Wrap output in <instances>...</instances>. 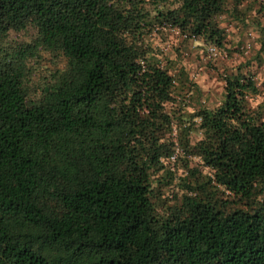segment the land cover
I'll return each instance as SVG.
<instances>
[{
    "label": "trees",
    "instance_id": "obj_1",
    "mask_svg": "<svg viewBox=\"0 0 264 264\" xmlns=\"http://www.w3.org/2000/svg\"><path fill=\"white\" fill-rule=\"evenodd\" d=\"M253 7L264 0H0V40L34 30L0 46V264H264L252 78L224 75L220 102L187 112L184 70L149 40L174 29L220 47L219 17ZM38 48L65 65L31 99Z\"/></svg>",
    "mask_w": 264,
    "mask_h": 264
},
{
    "label": "rangeland",
    "instance_id": "obj_2",
    "mask_svg": "<svg viewBox=\"0 0 264 264\" xmlns=\"http://www.w3.org/2000/svg\"><path fill=\"white\" fill-rule=\"evenodd\" d=\"M256 9L253 7L250 13L245 11L243 22L232 19L227 14L219 17L224 35L220 47L205 43L201 39L181 41L174 29H170L165 35H154L149 39L152 45H156L162 52V56L171 61V73L180 68L184 70L186 79L183 81L185 85L182 96L187 112L198 107L216 106L222 97L223 76L239 72L252 78L256 92L248 96L247 105L254 115L264 119V56H261L260 60L257 59L260 28L254 21L258 18V21L264 24V10L256 12ZM33 36L32 28L11 30L1 38L0 46L6 50H17ZM64 65L65 59L59 53L38 48L26 62L28 75L24 87L29 98H37L42 85L51 81L56 71L61 70ZM187 116L185 115V118L189 120ZM199 137V131H190V143ZM189 159V164L196 161L195 158ZM170 165L173 169H170L173 180L168 184L163 183L162 188L168 192L177 189V184L172 185L177 183L175 177L183 170L178 156Z\"/></svg>",
    "mask_w": 264,
    "mask_h": 264
}]
</instances>
